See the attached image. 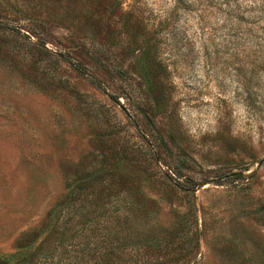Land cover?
<instances>
[{"label": "rangeland", "instance_id": "1", "mask_svg": "<svg viewBox=\"0 0 264 264\" xmlns=\"http://www.w3.org/2000/svg\"><path fill=\"white\" fill-rule=\"evenodd\" d=\"M256 1L0 0V258L85 186L151 259L264 264Z\"/></svg>", "mask_w": 264, "mask_h": 264}, {"label": "trees", "instance_id": "2", "mask_svg": "<svg viewBox=\"0 0 264 264\" xmlns=\"http://www.w3.org/2000/svg\"><path fill=\"white\" fill-rule=\"evenodd\" d=\"M264 11V0H257ZM85 186H78L64 196L48 213L37 229L21 232L15 251L1 256L0 264H169L170 259H151L149 236L134 234V207L126 202L116 211L100 212L85 201ZM153 251L159 253L165 236ZM192 258L181 251L172 260ZM189 258V259H190ZM163 259V258H162Z\"/></svg>", "mask_w": 264, "mask_h": 264}]
</instances>
